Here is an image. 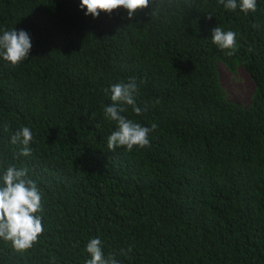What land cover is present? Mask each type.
Returning <instances> with one entry per match:
<instances>
[{
	"label": "trees",
	"instance_id": "1",
	"mask_svg": "<svg viewBox=\"0 0 264 264\" xmlns=\"http://www.w3.org/2000/svg\"><path fill=\"white\" fill-rule=\"evenodd\" d=\"M79 5L0 0V34L31 39L16 66L0 58V174L28 168L44 227L23 252L0 240V264H84L96 237L119 264H264V0L247 14L150 0L131 19ZM216 26L237 34L233 55L212 42ZM218 63L248 74L249 103L227 97ZM129 77L141 112L122 115L157 127L147 147L109 150L103 109ZM25 126L26 157L11 143Z\"/></svg>",
	"mask_w": 264,
	"mask_h": 264
},
{
	"label": "clouds",
	"instance_id": "2",
	"mask_svg": "<svg viewBox=\"0 0 264 264\" xmlns=\"http://www.w3.org/2000/svg\"><path fill=\"white\" fill-rule=\"evenodd\" d=\"M149 3L150 0H80L79 7L86 9L85 15L91 14L94 18L100 12L111 13L122 7L127 10V16L131 19L138 9L148 7ZM218 3L227 10L239 8L245 14L255 12L257 7L256 0H218ZM236 35L234 31H225L218 26L211 29L212 42L220 49L227 50L225 54L228 56L236 51ZM30 49V35L25 30L13 28L0 34V58L10 65L16 66L25 60ZM137 91L134 77H129L126 83L111 85L110 99L113 103L103 109L105 118L115 122V130L107 137L109 150L124 147L131 151L134 146L143 148L150 145L149 134L157 125L153 123L151 127L142 126L122 115L126 111L123 105L132 106L136 114L141 112L135 104ZM32 139L31 129L25 126L11 136V143L22 145L18 155L26 157L32 153L29 147ZM28 172L26 167L9 165L0 174V240L9 242L14 250L20 252L30 249L44 232L42 194L37 182L29 177ZM86 252L90 258L84 264H119L113 255L105 256L99 237L87 242Z\"/></svg>",
	"mask_w": 264,
	"mask_h": 264
},
{
	"label": "rangeland",
	"instance_id": "3",
	"mask_svg": "<svg viewBox=\"0 0 264 264\" xmlns=\"http://www.w3.org/2000/svg\"><path fill=\"white\" fill-rule=\"evenodd\" d=\"M218 70L219 80L226 91L227 97L241 104L249 103L254 85L248 74L242 68H237L234 73L230 72L221 63H218Z\"/></svg>",
	"mask_w": 264,
	"mask_h": 264
}]
</instances>
